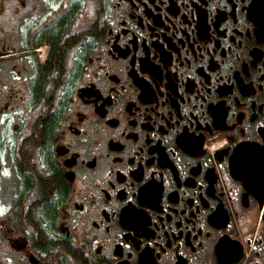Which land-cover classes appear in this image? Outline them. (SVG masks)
Here are the masks:
<instances>
[{"label":"flooded vegetation","instance_id":"1","mask_svg":"<svg viewBox=\"0 0 264 264\" xmlns=\"http://www.w3.org/2000/svg\"><path fill=\"white\" fill-rule=\"evenodd\" d=\"M0 264H264V0H0Z\"/></svg>","mask_w":264,"mask_h":264},{"label":"trees","instance_id":"2","mask_svg":"<svg viewBox=\"0 0 264 264\" xmlns=\"http://www.w3.org/2000/svg\"><path fill=\"white\" fill-rule=\"evenodd\" d=\"M51 57L54 64L61 63V57L56 51H53ZM44 68L45 81L42 86H39V90L43 93L44 101H46L49 95H52L53 98H55L66 75L67 66H47ZM48 83L49 85L47 86Z\"/></svg>","mask_w":264,"mask_h":264},{"label":"rangeland","instance_id":"3","mask_svg":"<svg viewBox=\"0 0 264 264\" xmlns=\"http://www.w3.org/2000/svg\"><path fill=\"white\" fill-rule=\"evenodd\" d=\"M91 13L89 12L88 7L86 8V12H85V21L88 23L91 19Z\"/></svg>","mask_w":264,"mask_h":264}]
</instances>
